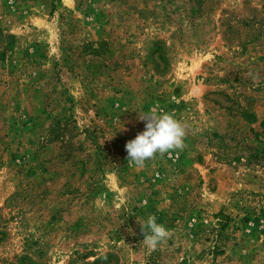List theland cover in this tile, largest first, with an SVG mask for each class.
I'll use <instances>...</instances> for the list:
<instances>
[{"label":"rangeland","instance_id":"rangeland-1","mask_svg":"<svg viewBox=\"0 0 264 264\" xmlns=\"http://www.w3.org/2000/svg\"><path fill=\"white\" fill-rule=\"evenodd\" d=\"M0 264H264V0H0Z\"/></svg>","mask_w":264,"mask_h":264},{"label":"clouds","instance_id":"clouds-1","mask_svg":"<svg viewBox=\"0 0 264 264\" xmlns=\"http://www.w3.org/2000/svg\"><path fill=\"white\" fill-rule=\"evenodd\" d=\"M139 119L145 122L144 130L124 145L127 160L135 167L143 168L145 162L154 159L157 153L164 155L185 147L187 126L175 113L149 111L139 115ZM138 224L143 234V244L152 250L170 236V230L158 223L155 215H149L145 222Z\"/></svg>","mask_w":264,"mask_h":264}]
</instances>
